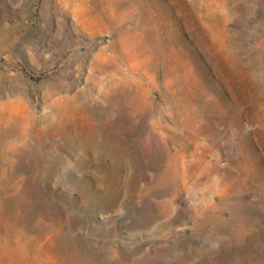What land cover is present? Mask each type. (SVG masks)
<instances>
[{
	"label": "rangeland",
	"instance_id": "1",
	"mask_svg": "<svg viewBox=\"0 0 264 264\" xmlns=\"http://www.w3.org/2000/svg\"><path fill=\"white\" fill-rule=\"evenodd\" d=\"M0 264H264V0H0Z\"/></svg>",
	"mask_w": 264,
	"mask_h": 264
}]
</instances>
